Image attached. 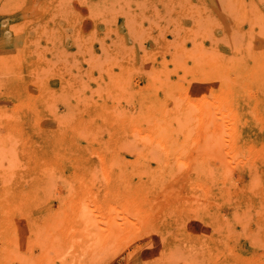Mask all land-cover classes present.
Here are the masks:
<instances>
[{"label":"rangeland","instance_id":"rangeland-1","mask_svg":"<svg viewBox=\"0 0 264 264\" xmlns=\"http://www.w3.org/2000/svg\"><path fill=\"white\" fill-rule=\"evenodd\" d=\"M0 264H264V0H0Z\"/></svg>","mask_w":264,"mask_h":264}]
</instances>
